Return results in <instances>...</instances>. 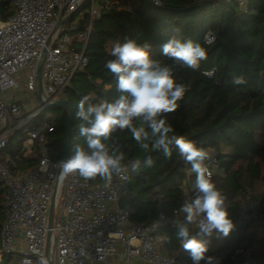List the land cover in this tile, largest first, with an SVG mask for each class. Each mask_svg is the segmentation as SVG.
<instances>
[{
    "label": "trees",
    "instance_id": "trees-1",
    "mask_svg": "<svg viewBox=\"0 0 264 264\" xmlns=\"http://www.w3.org/2000/svg\"><path fill=\"white\" fill-rule=\"evenodd\" d=\"M104 1L118 3L95 23L86 48L89 62L75 73L64 95L74 105L70 155L77 144L87 147L79 135L82 123L77 118L79 101L85 95L92 97L91 103L111 101L118 96L116 78L105 68L106 62L114 59L113 44L125 39L147 41L152 45L153 57L162 66L173 68L177 82L190 85L179 107L166 114L167 123L176 135L216 153L223 174L213 176L212 180L228 197L226 205L231 218L238 217L242 200L254 197L259 204L252 217H264V0H247L246 7L235 0H161V6L140 0L131 9L126 8L129 0H97ZM88 8L89 3L82 6V18L71 30L84 26ZM13 12L12 0H0L2 19ZM208 31L216 36L210 44L205 41ZM172 36L182 41L191 39L206 48L208 58L198 70L176 66L162 54L161 46ZM211 70L212 75L205 73ZM236 76H243L245 83L233 84ZM47 110L35 122L46 118ZM53 110L57 119L49 145L58 159L68 111L61 107ZM20 135L24 132L14 133L0 154L14 174L20 169L28 171L40 157V144L36 142L27 155ZM113 140L123 145L126 164L143 161L149 155L153 159L152 167L142 165L137 171H129L133 220L153 223L160 213L179 210L183 201L193 195L195 175L189 183L185 182L184 169L189 164L178 156L175 146L171 148V158H166L160 150H142L127 131L113 133ZM90 181L104 183L99 178ZM6 192V186L0 182V231L6 214ZM251 226V222L240 223L227 237L213 235L208 255L216 257L220 264H237L243 252L251 248L255 258L263 259L264 232L257 235L250 231ZM158 234L164 253L180 250L182 257L190 260L175 237V227L164 225Z\"/></svg>",
    "mask_w": 264,
    "mask_h": 264
},
{
    "label": "built area",
    "instance_id": "built-area-1",
    "mask_svg": "<svg viewBox=\"0 0 264 264\" xmlns=\"http://www.w3.org/2000/svg\"><path fill=\"white\" fill-rule=\"evenodd\" d=\"M161 6V0H147ZM234 1V0H226ZM246 7L247 0H235ZM89 3L84 26L71 33L67 22ZM118 2L97 0H12L13 14L0 17V154L9 138L16 132H24L20 139L26 144H40L37 163L22 175L14 174L0 156V182L7 188L4 200L5 218L0 231V264H134L135 260L147 264H192L182 257L180 250L166 254L161 250L158 230L164 225L175 227L183 221V213L175 209L163 214L165 221L154 230L153 223L133 220L135 209L127 203L120 207L122 197L131 196L129 173L127 179H114L110 188L103 184L85 181L78 174L61 176L60 157L51 151L50 133L56 116L35 122L46 106L65 98V91L72 84L75 73L89 62L86 48L95 26L104 12ZM131 9V5H126ZM82 17L75 19L77 26ZM216 39L212 31L205 36L206 43ZM49 44L47 45V43ZM46 48L42 69L41 102L38 92L37 66ZM25 71L22 75L21 72ZM212 75L213 71H206ZM11 88L23 89L34 99H19L7 94ZM17 97V98H16ZM27 102L31 107L27 106ZM209 151L206 161L212 177L222 175L223 169L215 152ZM131 163V162H129ZM185 182L195 175L190 165L184 169ZM55 198L54 223L51 228L47 253L49 211ZM258 198L244 199L240 213L232 219L240 223H264V217L254 219L253 210ZM58 212V214H56ZM156 219V220H157ZM250 231H252L250 229ZM217 235V234H215ZM133 240L140 243L134 244ZM6 256L7 260H3ZM261 261L246 249L237 264H260ZM201 264H204L202 261ZM214 264H220L217 260Z\"/></svg>",
    "mask_w": 264,
    "mask_h": 264
},
{
    "label": "clouds",
    "instance_id": "clouds-1",
    "mask_svg": "<svg viewBox=\"0 0 264 264\" xmlns=\"http://www.w3.org/2000/svg\"><path fill=\"white\" fill-rule=\"evenodd\" d=\"M161 47L162 54L179 67L198 70L208 58L206 48L191 39L182 41L172 36ZM111 55L114 59L107 61L105 68L116 78L118 96L111 101L91 103L92 97L85 95L79 101L77 118L82 121L79 135L87 147L75 145L73 154L59 162L61 176L78 174L85 181L99 178L105 188H110L114 179H127L130 170L137 171L142 165L152 167L150 155L143 161L124 162L123 145L113 140V133L118 131L129 132L145 152L160 150L166 158H171V148L175 146L178 156L195 173L193 195L180 206L183 222L175 224V237L192 264L202 261L214 264L216 257L208 255L210 238L214 234L227 237L235 227L226 205L228 197L212 180L206 164L211 158L209 151L176 135L165 118L179 107L190 85L177 82L173 68L162 66L153 57L152 45L147 41L115 42ZM232 83L242 85L245 78L236 76ZM164 221L161 214L154 221L153 229H159ZM132 243L140 242L133 240ZM24 264L32 261L26 259ZM40 264L48 261L41 259Z\"/></svg>",
    "mask_w": 264,
    "mask_h": 264
},
{
    "label": "water",
    "instance_id": "water-1",
    "mask_svg": "<svg viewBox=\"0 0 264 264\" xmlns=\"http://www.w3.org/2000/svg\"><path fill=\"white\" fill-rule=\"evenodd\" d=\"M50 41H48L47 45L49 44ZM46 58V48L41 54V57L38 62L37 66V79H38V84H39V92L38 96L41 100L42 103H44L41 99V94H42V69L44 66ZM52 107H61L64 108L68 111L67 116L65 118L64 122V135L61 141V147H60V160H66L67 158L70 157V142H71V137H72V117L74 113V105L72 101H70L67 98L59 99L56 100L46 106V108H52ZM130 202V198L128 197H122L119 199L118 204L120 207H124L127 203ZM54 210H55V198L53 197L51 205H50V211H49V231H48V240H47V253L49 251V246H50V236L52 234L51 228L53 227L54 223ZM183 222V221H182Z\"/></svg>",
    "mask_w": 264,
    "mask_h": 264
},
{
    "label": "rangeland",
    "instance_id": "rangeland-1",
    "mask_svg": "<svg viewBox=\"0 0 264 264\" xmlns=\"http://www.w3.org/2000/svg\"><path fill=\"white\" fill-rule=\"evenodd\" d=\"M139 1H140V0H129L128 4H130V5H136ZM81 15H82V12H78L73 18H71V19L67 22L66 25H68V27L70 28L71 33H74V30H71V29H72V26H73V22H74V20L80 18ZM24 72H25V71H22L21 74L24 75V74H23ZM15 92H16V93H14V91H13L11 88H9V89H7V90L5 91V93H7V94H11V95L16 94L17 97H18L19 99H24V100H25V99H28L29 97H31V98L34 99V103H36V102H35V97H33L29 92L25 91L24 89H23L22 91H15ZM13 97L15 98L14 95H13ZM17 97H16V98H17ZM27 106H28V107H31L30 104H29L28 102H27ZM46 113H47V114H54V115L56 114V112L53 110V107H52V108H48V110L46 111ZM184 185H185V184H184ZM56 214H58V212H57ZM251 230H252L253 232H255L257 235H260L262 232H264V223H262V224H260V222H256V223H254V224L251 226ZM259 260L261 261L260 264H264V258H263V259H259Z\"/></svg>",
    "mask_w": 264,
    "mask_h": 264
},
{
    "label": "crops",
    "instance_id": "crops-1",
    "mask_svg": "<svg viewBox=\"0 0 264 264\" xmlns=\"http://www.w3.org/2000/svg\"><path fill=\"white\" fill-rule=\"evenodd\" d=\"M19 132H22V131H19ZM21 136H24V135H20L19 137H21ZM23 144H24V142H23ZM33 145L34 144H26V147H25V149H26V154L28 155L31 151H32V148H33ZM25 172H27V171H23L22 169H20V170H18V174L17 175H22V174H24ZM3 183V182H2ZM4 184V183H3ZM5 185V184H4ZM6 215V214H5ZM215 235V234H214ZM134 264H147V263H144V262H139V261H137V260H135V262H134Z\"/></svg>",
    "mask_w": 264,
    "mask_h": 264
}]
</instances>
